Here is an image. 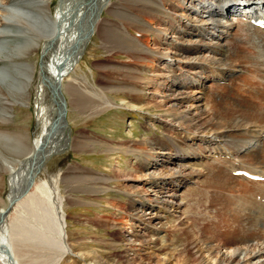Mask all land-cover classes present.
<instances>
[{
    "label": "bare ground",
    "instance_id": "1",
    "mask_svg": "<svg viewBox=\"0 0 264 264\" xmlns=\"http://www.w3.org/2000/svg\"><path fill=\"white\" fill-rule=\"evenodd\" d=\"M100 1L102 3L98 7L109 6V1ZM130 1L134 0H121L122 6L126 2L129 3V6L126 8L127 12L126 9L124 11L126 19L117 21L119 27L116 28V31L127 41L117 43H122V46L129 52H131L129 46H132L138 60H145L150 55L157 64L163 65L162 72H158V74L152 70L141 71L143 75L140 78L145 86L140 94L142 97H146L150 93L149 88L152 87L150 83H156L158 88L155 91L160 94L158 95L160 102L167 105L171 115L179 116L180 122H188L187 126L191 125V130H184L187 142L185 146H180L177 139L173 141L175 153L167 152L168 149H163L155 155L135 152L136 158H139L138 156L142 158L143 170L141 172L144 180L147 179V175L151 176L148 187L146 188L144 184L141 190L130 197L132 213L134 212L132 216L139 219L141 223L149 219L151 224L154 216L155 219H158L163 215L159 213L161 209L163 212L165 210L172 214L175 212L173 210L181 208L182 202L175 200L178 197L175 193L177 187L190 182L192 178L199 176V173L194 169L188 171L186 165L178 164L177 160H181L185 155L191 153L198 155L199 158L202 154L207 156V152L215 155L230 154L232 159H216L221 164L210 175L212 178H219L221 190L229 192L230 197H215V194L209 193L205 187L190 189L194 190L189 194L191 201L194 202V204L192 203L194 206L192 212L194 213L189 215L190 232L187 233V254L184 253L182 257L183 264H192L193 262L195 264H264V179H252L245 175L240 176L232 173L239 169H247L254 173L264 174V114L257 107L249 110L250 106L246 101L242 108H240L241 104L237 105L238 108L231 109L230 113L225 110L223 113L217 114V120L212 122V114L202 105L205 100L204 94L208 93L205 89L206 80L212 79V76H215L213 79H216V76L225 78L224 76H227L228 72L235 71L234 67L236 66L232 65V61L229 62V56L239 54V57L242 58L239 61H245L249 53H244V51L254 50L258 56L249 60L253 76H258L259 68L264 70V50H261L264 49V41L260 39H264V27L251 21L253 15H257V13L264 17V0H138L137 4L133 2L130 4ZM96 3L94 0H89L90 7H88L84 6L82 0H60L56 12L51 14L47 11L42 0H0V44L9 40L6 32L15 34L17 33L16 29L19 33L28 35L30 47L34 45V48H40L43 54L34 102L37 134L28 145L24 144L23 136L18 135L23 150L17 156L19 160L16 161L14 158L15 161H12L4 157L6 169L10 171L11 195L17 194L27 187L24 195L16 202L17 208L19 207L18 215L25 207L26 211L31 214V221L26 226L25 235L26 240L32 246H28L26 250L29 247L32 248V254L29 253L30 250L26 252V255L27 253L30 255H27L29 258L26 256L27 263L25 264H60L61 261L67 260V257L73 256L67 252V249L71 252L73 249L67 239V224L63 211L65 197L59 192V181L63 177L60 170L58 173L45 171L42 176L38 174L37 166L41 156L39 153L46 152V149L50 150L49 159L55 152H63L70 145L72 136L66 113L67 101L61 89L64 79L75 71L79 60H81L82 53L90 40L85 39L87 32L93 31L95 28H100L101 32L103 31L104 18L101 19L100 16L98 19L94 14L97 6L94 4ZM35 7L43 13V15H39V18L41 20L43 18V21L48 23L49 29L44 36H40L30 29V22L24 17L25 13L33 17L35 13L28 10L32 11ZM91 7L92 9L89 10ZM234 11L237 14H234ZM234 15L240 16L241 22H237L231 17ZM228 17L232 19L229 20ZM244 17L248 18L247 22L242 21ZM127 25L129 28L132 27L139 31L141 36L131 35L125 27ZM251 28L258 31L256 32L257 38L251 36ZM234 29H236V33H233ZM238 29L240 32H237ZM241 32H243L242 39L249 46L245 49L243 47L246 45L245 43L241 46H234L233 43L236 45L235 40L232 38L229 42L227 38ZM147 33L152 34L154 43L158 44L154 45L158 46L157 49L151 48ZM237 35L234 36L237 38ZM242 41L239 40L240 43ZM228 46H234L235 50L232 51ZM2 57L0 48V62L3 61ZM23 66L21 64V67ZM2 67L0 70L3 72L6 66ZM42 74H45L49 81H44L46 78L41 79ZM24 82L21 80V84L26 83ZM50 82L56 86V93H52V102L47 104L43 91L44 86L50 88L48 85ZM195 89H198L201 95H198ZM132 90V92H137L135 88ZM258 92L263 93L259 90ZM54 94L59 101L65 102V122L59 116V106ZM9 97L8 92L6 93L0 85V108L3 109L2 112L4 111L0 114L1 138L3 136L11 137L6 128L2 129L1 127H4L7 122V112L10 107ZM132 107L135 106L132 105ZM245 107L249 110V114L242 110ZM135 108L137 110L145 109V105ZM146 115L144 113L143 117L146 118ZM180 122H175L173 126H180ZM217 123L221 125L220 129L217 128L219 130L215 128ZM59 142L62 143L53 149ZM46 161H42L41 165L44 166ZM160 161H162L161 164ZM158 166H161L160 171L163 172L150 170L157 169ZM32 185H35V189L30 191ZM168 186L171 187L166 189ZM119 191L122 192V189ZM170 191L173 192L168 193ZM127 195L130 196L129 193ZM8 197L9 200L11 196ZM233 198L237 200L238 205L229 209V206L236 204ZM154 202L157 205H154ZM207 206H216L214 214H212L215 218L212 217L205 223H201L204 222L201 219L206 216L205 207ZM145 207L153 209L149 211V214L152 215L151 218L146 216L147 210H143ZM203 207L204 209H201ZM198 208L200 211H197ZM3 209L0 210V214ZM171 209H173L172 212ZM229 212H232L233 215ZM218 218L220 221L214 222L219 220ZM62 220L65 226L64 240L60 238ZM15 221L14 223L17 222ZM180 223L185 225L186 222ZM137 234H140L138 238H133L135 235H129L125 239L129 246L128 252L133 251V256H129L127 264H136V260L133 259L134 254L137 255L136 259L139 258L142 262L152 264L139 255L141 252H145L149 256L150 251H148L149 248L144 247V233L137 232ZM19 236L25 237L24 234H19ZM22 241L20 240L18 243ZM137 242L138 244H136ZM9 243L8 236L0 235V249H2L0 252L3 253L0 256H3L6 264H15L8 258V254L4 250V247ZM125 245L126 243H124ZM54 247H58V250H54ZM13 248H18V244ZM19 250L22 251V249ZM21 251H19L20 255ZM16 252L14 258L18 263L24 256L22 255L23 257H19L18 260ZM172 257L171 254L157 264H163ZM99 263V261H91V264Z\"/></svg>",
    "mask_w": 264,
    "mask_h": 264
},
{
    "label": "rangeland",
    "instance_id": "2",
    "mask_svg": "<svg viewBox=\"0 0 264 264\" xmlns=\"http://www.w3.org/2000/svg\"><path fill=\"white\" fill-rule=\"evenodd\" d=\"M82 1H84V6L90 7L89 0ZM107 1L110 2L109 6H103L104 8H102L98 7L102 2L94 0V3L97 2L94 4V6L97 5L94 14L98 19H100V16L101 19L104 18L102 23L105 26L102 32L100 28L93 29L78 66L74 72L64 79L61 89L67 101L66 113L72 136L70 145L67 150L55 152L49 159L50 150L46 149V152L39 153L41 156L37 166L38 174L43 176L45 171L47 173L49 171L58 173L60 170L63 177L59 181V192L65 197L63 211L65 212L67 224V239L73 249L72 252L67 249V252L69 251L73 256L67 257V260L61 261L60 264H91V261H99V264H127L129 256H133V251L128 252L129 246L125 239L129 235H135L132 237L138 238L140 234H137V232L144 233V247L149 248L148 251H150L149 256L145 252L139 254L142 255V258H146V261L157 264V262H162L164 258L172 254L173 257L163 264H183L182 257L184 253L187 254V233L190 232L189 215L194 213L192 212L194 211V206H192L194 202L191 201L189 196L194 190L190 189L205 187L209 193L215 194V197H230L229 192L221 190L218 182L219 178H212L210 175L221 164L216 159L232 158L230 154H220V156L211 152H207V156L202 154L200 158L192 153L185 155L181 160H177V163L186 165L188 171L196 170L199 176L177 187L175 193L178 197L175 200L182 202L181 208L171 209V212L172 210L175 211L172 214L165 212V210L163 212L161 209L159 213L163 215L158 219H155L154 216L151 224L148 221L149 219L144 224L132 216L134 212L132 213L130 197L141 190L144 184L147 188L151 176L147 175V179L144 180L141 172L143 170L142 158L140 156L136 158L135 152L155 155L163 149H168L167 152L175 153L173 141L177 139L180 146H185L187 142L185 141L184 130H191V125L187 126L188 122H180V117L171 115L167 105L160 102L158 97L160 94L155 91L158 88L156 83H150L152 86L149 88L150 93L146 97H142L140 92H142L145 85L141 81L142 78H140L143 75L141 71L152 70L157 72L155 74H158V72H162L163 65L157 64L150 55L145 60H138L132 46H129L131 52L122 46V41H127V39L116 31L119 27L117 21L126 19L124 11L129 3L126 2L122 6L121 0ZM42 2L47 11L54 14L60 0H42ZM132 2L137 4L138 0ZM132 2L130 4H133ZM91 9L92 7L89 10ZM34 10H28L35 13H33V17L26 13L24 17L30 22V29L38 35L44 36L49 29L48 23H45L43 18L42 20L39 18L40 14L43 15L40 9L35 7ZM234 14H237L236 11H234ZM231 17L237 22L241 20L240 16L234 15ZM232 18H229V20ZM242 21L247 22L248 20L242 19ZM128 26L125 27L131 35L141 36L139 31ZM238 30L237 32H240ZM105 31H107V34H105ZM15 32L17 33L6 32L9 40L0 44L3 55L0 69L2 70L3 65L6 66L3 72L0 70L2 72L0 74V85L10 95L7 122H5L4 127H1L2 129L6 128L8 134L11 135V137H0V210L6 206L8 196H12L10 171L6 169L4 157L12 161L19 160L17 156L23 150L18 135L23 136L24 144L28 145L31 144L35 134H37L34 102L36 86L39 83L41 74L40 65L42 61L40 62V60L43 58V54L40 48H34V45L30 47L28 35L19 33L16 29ZM251 32L253 33H251V36L256 37L258 35L256 33L258 31L255 29L251 28ZM233 33H236V29L233 30ZM148 35L152 45L151 48L157 49L158 46L154 45L158 44L154 43L155 40L152 38V34L149 33ZM234 35L227 37L229 42L232 38L235 40L236 45L233 43L234 46L246 44L245 40L242 39L243 32L238 33L237 38ZM260 39L264 41L263 38ZM239 40L243 41L240 43ZM144 46H146L145 43ZM234 46L228 47L234 51ZM243 47L245 49L249 46L246 44ZM244 53H249L245 61H239L242 60L239 54L228 57L229 62L232 61V65L236 66L234 67L235 71L228 72L227 76H224L225 78L216 76V79H213L215 76H212V79H207L205 82V89L208 93L204 94L205 100L202 105L212 114V122L217 120V114H221L225 110L230 113L232 112L231 109L238 108L237 105L241 104L240 108H242L245 106L246 101L250 106L249 110L257 107L264 114V70L259 68L257 71L258 76H253L254 73L251 71L252 66L249 60L258 55L254 50L244 51ZM17 62H20V64L18 65ZM21 64L24 66L21 67ZM153 79L155 80V77ZM21 80L26 83L21 84ZM133 88L137 90L136 93L132 92ZM49 89V87L44 86L43 96L47 104L52 102V93ZM258 90L263 93L258 92ZM195 92L201 95L198 89H195ZM180 93L182 92L180 91ZM123 101L124 103H122ZM132 105L135 107L145 105V109L137 110ZM1 110L3 109L0 108V114L4 113ZM242 110L249 114L246 107ZM142 113L147 114V117H143ZM175 122H180V126L174 127ZM216 125V129L221 126L218 123ZM261 135L263 137V134ZM17 143L20 145L18 146ZM61 143L59 142L53 149H56ZM44 160L47 161L43 166L41 162ZM159 163L161 164L162 161ZM150 170L163 172L160 171L161 166ZM209 172L211 173L209 174ZM170 187L168 186L166 189ZM34 189L35 185H32L30 191ZM119 189H122V192ZM233 200L236 201V204L229 206V209L238 205L237 200L234 198ZM153 204L157 205L156 202ZM16 205L17 203L0 224V235L9 237L11 246H9V243L4 247L8 258L11 261L13 260L15 264H25L27 258H29L27 255L32 254V248L30 249L32 246L26 240L25 235L26 226L31 221V214L26 211L25 207L21 211L22 213L18 215L19 207L17 208ZM158 205L160 207V204ZM146 208L143 210H147L146 216L151 218L152 215L149 214V211L153 209L148 208V210ZM215 208L216 206L205 207L206 219L204 220L205 217H203L201 220L204 222L201 223H205L212 217L215 218L212 215ZM198 209L197 211H200V208ZM201 209H204V207ZM203 213L205 212L203 211ZM229 214L233 215L232 212H229ZM218 219L211 221H220V218ZM14 220L17 222L14 223ZM180 222L186 223L183 225ZM19 234H24L25 237L21 238ZM20 240L23 241L18 243ZM124 243H126L125 246ZM17 244L18 248H13L17 247ZM28 246L30 247L26 250ZM19 249H22V251ZM18 250L21 251V255ZM15 251H17L18 260L19 257H25L20 258L18 263L14 258ZM26 252L29 253L26 255ZM0 254L3 253L0 252ZM77 255L79 256L76 257ZM139 255L138 257H140ZM136 256L134 254L133 257L136 264H148L140 261L139 258L136 259ZM3 259V256H0V264H6ZM192 264H195V262Z\"/></svg>",
    "mask_w": 264,
    "mask_h": 264
},
{
    "label": "water",
    "instance_id": "3",
    "mask_svg": "<svg viewBox=\"0 0 264 264\" xmlns=\"http://www.w3.org/2000/svg\"><path fill=\"white\" fill-rule=\"evenodd\" d=\"M92 33H93L92 30L91 31H88L87 34L85 35V39L86 40L90 39ZM41 61H43L42 58H41L40 62ZM41 79H43V80L45 79L44 81H49V78H47L45 74H42L41 75ZM48 85H50V89H51V90L49 89V91H51V93H56L55 92L56 86H54L53 82H50ZM54 97H55L56 103H58V106H59V116L62 117L63 118V121L65 122V115H66L65 114L66 109H65V105H64L65 102L64 101L63 102L59 101L57 99V96H55V94H54ZM26 190H27V187H25V189L23 191H21V192H19L17 194H13L11 196V198L8 200V202H7L6 206H5V209H3V211H1V214H0V223L4 220L5 217L8 216V214L11 211V209L13 208L14 204L17 202V200L19 198H21L24 195V193L26 192ZM60 238L63 239V240L65 239V226H64L63 220H62V227H61V235H60ZM58 247H56V248L54 247L55 248L54 250H58ZM68 253H69V251H68Z\"/></svg>",
    "mask_w": 264,
    "mask_h": 264
}]
</instances>
